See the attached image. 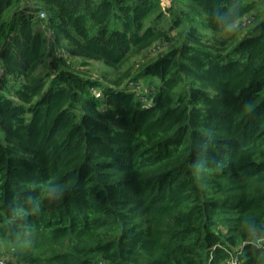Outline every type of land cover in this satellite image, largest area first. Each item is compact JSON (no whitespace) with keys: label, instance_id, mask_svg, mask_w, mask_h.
Segmentation results:
<instances>
[{"label":"trees","instance_id":"1","mask_svg":"<svg viewBox=\"0 0 264 264\" xmlns=\"http://www.w3.org/2000/svg\"><path fill=\"white\" fill-rule=\"evenodd\" d=\"M263 2L0 0V259L264 264Z\"/></svg>","mask_w":264,"mask_h":264},{"label":"rangeland","instance_id":"2","mask_svg":"<svg viewBox=\"0 0 264 264\" xmlns=\"http://www.w3.org/2000/svg\"><path fill=\"white\" fill-rule=\"evenodd\" d=\"M245 1L247 2L250 0H245ZM262 7H264V2L259 4L257 8H254L251 13L254 14V13L258 12ZM168 16H169V14H168ZM170 16L168 17V20H170ZM246 19H248V18H246ZM164 24L165 23H162L161 25H164ZM156 54H157V52L153 51L152 49L151 50L150 49H144L140 52H134L131 54L130 59L124 65L123 69H126L131 65L137 66L142 60L149 59ZM72 60H73V64L76 67L80 68L81 63L79 62V60H75V59H72ZM111 68H113V67L111 65L105 63L104 61H95L94 60L92 65L89 67V70L93 73L94 76H97V75L98 76H105L106 75L107 78H114L116 75V71L112 70ZM139 83L141 86H143V88L144 87H146L148 89L154 88V87H151L150 85H148L144 79H141ZM158 84H159V81H157V86H158ZM38 98L39 97H37L36 99H38Z\"/></svg>","mask_w":264,"mask_h":264},{"label":"built area","instance_id":"3","mask_svg":"<svg viewBox=\"0 0 264 264\" xmlns=\"http://www.w3.org/2000/svg\"><path fill=\"white\" fill-rule=\"evenodd\" d=\"M42 16H44V13L42 12L41 13ZM246 23V22H245ZM164 48V45H155L152 49L153 51L157 52L159 51L160 49ZM132 87L134 89H141L142 86L140 85V83H132ZM146 90H148V88H146ZM94 93L97 95V96H100L101 95V90H94ZM238 258L236 257L235 259H233L231 262L229 261V264H236ZM0 264H8L7 261L3 258L0 259Z\"/></svg>","mask_w":264,"mask_h":264}]
</instances>
